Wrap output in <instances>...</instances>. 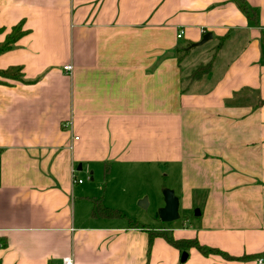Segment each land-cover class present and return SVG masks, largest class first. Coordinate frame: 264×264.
Returning <instances> with one entry per match:
<instances>
[{
  "label": "crops",
  "instance_id": "crops-1",
  "mask_svg": "<svg viewBox=\"0 0 264 264\" xmlns=\"http://www.w3.org/2000/svg\"><path fill=\"white\" fill-rule=\"evenodd\" d=\"M245 2L250 17L236 0H0V48L25 33L0 55L21 69L0 76V264L264 259V0ZM208 33L228 41L194 79ZM164 173L189 226L135 222L137 182Z\"/></svg>",
  "mask_w": 264,
  "mask_h": 264
},
{
  "label": "rangeland",
  "instance_id": "rangeland-1",
  "mask_svg": "<svg viewBox=\"0 0 264 264\" xmlns=\"http://www.w3.org/2000/svg\"><path fill=\"white\" fill-rule=\"evenodd\" d=\"M212 47L213 44L207 43L203 46L192 49V54H190V60H192L191 62H196L197 64H202L203 66H205L210 61L214 66L216 63V57L214 56L216 53V49ZM199 70H202V66L201 68H199ZM201 73L197 75L200 76L202 75ZM192 78H194V76H192ZM189 82L190 80L187 79L184 83L185 88L188 87ZM167 176L168 173H164L161 177L157 176L155 178L154 175H151L145 177L142 181L137 182V186L139 187L138 195H140L142 199L141 202L138 201L136 205H132L134 207L133 211L136 212V214L137 212L141 214L139 219L135 220L136 223L139 222L140 224L146 225L151 228L169 227L171 225L182 226L184 223L189 226L193 221H196L200 218L199 214H197L199 213L198 211L186 214L182 210L179 211L178 208L179 218L177 220L173 222H165L162 219L161 213L163 212L162 210H164V208L166 207V192H170V189L173 190L174 186L172 182L167 180L169 179V177L167 178ZM94 180L98 182L96 176L94 177ZM128 209H130V207H128L127 210ZM113 210L122 212L125 215L129 213V211L128 213H125L124 211L119 209Z\"/></svg>",
  "mask_w": 264,
  "mask_h": 264
},
{
  "label": "trees",
  "instance_id": "trees-1",
  "mask_svg": "<svg viewBox=\"0 0 264 264\" xmlns=\"http://www.w3.org/2000/svg\"><path fill=\"white\" fill-rule=\"evenodd\" d=\"M238 2V4L240 5L241 10L247 15V16H251V14L254 13V11H250V9L248 8L247 3L245 2V0H236ZM25 33L22 31V26H18L16 28H14L12 34L7 38L6 43L0 48V55L7 52L8 50H10L13 46V44L15 42H17V40L19 38H21ZM228 35L219 39V44L216 47V52L220 51L223 46L225 45V43L228 41ZM189 50H187V52H190L191 46L188 47ZM210 62L209 64L205 65L204 67H202V70L197 69L196 73L194 75V79L196 77L197 74H200L201 72H204L205 70L208 71L209 68H212L213 64ZM210 66V67H209ZM14 73H19L21 72V69H18L17 71L15 70H8L5 72H0V76L1 77H5L8 78V76L12 75ZM19 77V76H18ZM192 79V78H191ZM95 207H94V216H103L106 218H125V215L122 212L119 211H115L112 209H108L102 206L101 203L95 202L94 203ZM163 236L172 246L178 248V249H182L187 248H195L196 250H198L200 253H202L203 255L209 256L212 254H216V255H220L222 257H224L226 260H230V261H237V260H242L243 258H234L229 256L228 254L217 250V249H212V248H208L205 246H202L199 244L198 241H176L174 240L172 237L161 233V234H155V233H151L150 234V243L153 241L154 236ZM5 247L4 244H0V248ZM49 264H59V263H54V262H50Z\"/></svg>",
  "mask_w": 264,
  "mask_h": 264
},
{
  "label": "water",
  "instance_id": "water-1",
  "mask_svg": "<svg viewBox=\"0 0 264 264\" xmlns=\"http://www.w3.org/2000/svg\"><path fill=\"white\" fill-rule=\"evenodd\" d=\"M213 40L212 33H208L204 36L203 40L199 43L193 44L191 48H197L207 44L209 41ZM166 207L161 213V217L165 222H173L179 218V202L175 197L173 192H166ZM200 215V213H197ZM188 258V254L184 253L182 256V262H185Z\"/></svg>",
  "mask_w": 264,
  "mask_h": 264
},
{
  "label": "built area",
  "instance_id": "built-area-1",
  "mask_svg": "<svg viewBox=\"0 0 264 264\" xmlns=\"http://www.w3.org/2000/svg\"><path fill=\"white\" fill-rule=\"evenodd\" d=\"M183 35H184V32L181 31L180 34L178 35V38L179 39L183 38ZM72 69H73V67L70 66V65L65 67V70L67 72H72ZM72 181H73L74 184H82L83 183V180L77 178L75 170L73 171V174H72ZM63 264H74V263H73V260L71 258H65L64 261H63ZM256 264H264V259L263 258H259L257 260Z\"/></svg>",
  "mask_w": 264,
  "mask_h": 264
}]
</instances>
